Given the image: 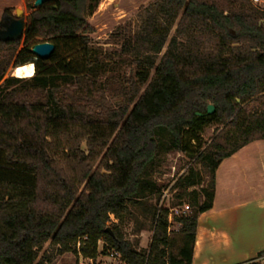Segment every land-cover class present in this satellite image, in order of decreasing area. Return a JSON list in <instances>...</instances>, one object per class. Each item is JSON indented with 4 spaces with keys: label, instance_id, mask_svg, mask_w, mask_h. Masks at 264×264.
<instances>
[{
    "label": "trees",
    "instance_id": "16d2710c",
    "mask_svg": "<svg viewBox=\"0 0 264 264\" xmlns=\"http://www.w3.org/2000/svg\"><path fill=\"white\" fill-rule=\"evenodd\" d=\"M100 2L45 0L30 6L21 37L0 29V264H43L48 242L93 261L112 253L122 264H192L218 166L264 139V104L246 108L264 96V8L153 0L139 31L119 26L120 49L105 52L92 44L87 21ZM46 41L54 53L36 58L33 45ZM29 62L33 76L5 78ZM214 122L225 126L206 145ZM171 152L209 176L191 165L174 183L179 205L189 206L173 215L178 237L155 178ZM127 220L136 234L152 227L148 248L126 236ZM263 258L261 251L246 264Z\"/></svg>",
    "mask_w": 264,
    "mask_h": 264
},
{
    "label": "crops",
    "instance_id": "0c3cea01",
    "mask_svg": "<svg viewBox=\"0 0 264 264\" xmlns=\"http://www.w3.org/2000/svg\"><path fill=\"white\" fill-rule=\"evenodd\" d=\"M261 251L264 139L245 145L218 166L213 206L198 218L192 264H246Z\"/></svg>",
    "mask_w": 264,
    "mask_h": 264
},
{
    "label": "rangeland",
    "instance_id": "374dc122",
    "mask_svg": "<svg viewBox=\"0 0 264 264\" xmlns=\"http://www.w3.org/2000/svg\"><path fill=\"white\" fill-rule=\"evenodd\" d=\"M36 0H0V29H6L11 21L18 19L17 10H22V19L27 22L28 17L33 9L30 6H35ZM153 0H101L95 12L87 17L88 23L93 27L90 33L92 44L95 47H101L105 52H113L120 49V41L118 40L117 29L124 25L131 28L132 31H139L145 7H147ZM254 5L264 8V0H250ZM174 30L172 31V34ZM12 66L9 68L5 78L12 76ZM36 69V68H35ZM129 67H123L119 72L130 75ZM154 72L151 74L153 77ZM113 105H119L122 98H112L109 96ZM264 104V96L252 99L246 105L247 111L252 112L257 109H262ZM225 125L220 123H211L208 125L203 133L204 142L206 145L210 144L212 139L224 128ZM84 146V145H83ZM167 160L157 169L155 178L159 184L163 186L164 192L168 190V196L164 199L165 206L177 208L179 214L187 213L189 209H185V205H179V199L175 195L176 190L173 188L176 180L185 175L189 171V167L193 165L199 172H201L205 180H209V176L205 167L201 163H197L188 159L186 155L181 152H171L166 157ZM203 184H206L204 182ZM162 203V201H161ZM115 222L116 219L112 218ZM123 230L130 240H139L140 247L148 248L153 237L152 227H147L139 234L135 233V225L133 220H127L123 224ZM180 224L171 221V235L178 237V230ZM102 246V243H101ZM39 259H43V264H122L120 257L117 254H110L109 256L100 255L93 261L82 256L77 257L72 252L58 254L55 247L48 243L40 252Z\"/></svg>",
    "mask_w": 264,
    "mask_h": 264
},
{
    "label": "water",
    "instance_id": "95a60500",
    "mask_svg": "<svg viewBox=\"0 0 264 264\" xmlns=\"http://www.w3.org/2000/svg\"><path fill=\"white\" fill-rule=\"evenodd\" d=\"M44 1L45 0H36L35 6L40 7ZM22 14H23L22 10H17L18 19L11 21L9 24L8 34L12 38L21 37L23 35L24 31L26 30L25 29L26 24L22 19ZM55 48H56V46L52 42H48V41L40 42V43L33 45L32 52L35 54L36 58L49 59L52 56V54L54 53ZM32 63H34L35 68H36L35 62H32ZM18 67H16V68H18ZM16 68L12 69V76H14L13 72H14V70H16ZM15 77H17V76H15ZM215 108L216 107H214V105H209L208 106V113L212 114L215 111Z\"/></svg>",
    "mask_w": 264,
    "mask_h": 264
},
{
    "label": "bare ground",
    "instance_id": "6f19581e",
    "mask_svg": "<svg viewBox=\"0 0 264 264\" xmlns=\"http://www.w3.org/2000/svg\"><path fill=\"white\" fill-rule=\"evenodd\" d=\"M35 65L32 62L19 66L14 70L13 75L21 78H30L35 74Z\"/></svg>",
    "mask_w": 264,
    "mask_h": 264
},
{
    "label": "built area",
    "instance_id": "2783aa9c",
    "mask_svg": "<svg viewBox=\"0 0 264 264\" xmlns=\"http://www.w3.org/2000/svg\"><path fill=\"white\" fill-rule=\"evenodd\" d=\"M166 196H168V190H166V191L164 192V196H163L162 201L166 198ZM185 209H189V206L186 205V206H185ZM174 214H179V210H178L177 208H173V209L171 210L170 221H172V219H173V215H174Z\"/></svg>",
    "mask_w": 264,
    "mask_h": 264
}]
</instances>
